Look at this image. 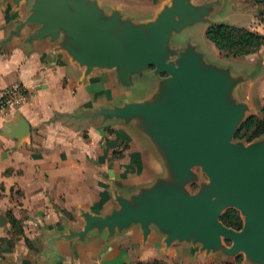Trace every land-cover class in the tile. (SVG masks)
<instances>
[{
    "label": "crops",
    "instance_id": "obj_1",
    "mask_svg": "<svg viewBox=\"0 0 264 264\" xmlns=\"http://www.w3.org/2000/svg\"><path fill=\"white\" fill-rule=\"evenodd\" d=\"M48 1L52 15L90 13L120 54L153 41L163 24L157 56L176 67L192 59L204 77L217 76L221 102L240 109L241 124L261 113L264 42L226 54L206 32L229 24L264 37V0ZM93 28L52 21L46 0H0V96L12 84L26 90L21 104L0 113V264L201 263L207 242L211 258L219 245L230 248L224 238L210 242L160 217L142 218L144 205L156 201L208 200L222 212L230 206L203 165L183 167L172 134L155 125L170 121L143 110L116 114L135 106L197 116L182 84L155 66L127 71L98 63L80 32ZM19 118L29 132L8 135Z\"/></svg>",
    "mask_w": 264,
    "mask_h": 264
},
{
    "label": "water",
    "instance_id": "obj_2",
    "mask_svg": "<svg viewBox=\"0 0 264 264\" xmlns=\"http://www.w3.org/2000/svg\"><path fill=\"white\" fill-rule=\"evenodd\" d=\"M46 4L47 16L52 21L84 23L94 27L80 32L87 36V51L98 63L109 67L128 65L127 71H138L151 65L170 75L172 81L182 84L197 110V116L188 113L185 108L170 111L161 107L135 106L116 114L126 116L143 110L170 121L169 127L160 120L155 125L159 130H169L172 134L170 143L183 167L203 165L225 198V204L240 208L246 215L244 227L236 230L220 220L221 205L208 200L199 204L186 200L179 207H171L166 201L145 204L146 212L142 218L160 217L169 222L175 231L207 236L210 242L228 239L232 241L231 247L219 245L218 249L228 254L243 251L253 264H264V138L247 146L233 142V135L242 122L241 113L238 108H224L221 102L222 82L218 77H204L192 59L187 61L186 66L176 67L157 56V50L166 36L163 24L153 41L141 39L129 53L120 54L90 13L80 11L81 16L52 15L48 0ZM28 132V123L19 118L8 135L22 138ZM5 220L0 214V225ZM206 245L207 250H214L209 242Z\"/></svg>",
    "mask_w": 264,
    "mask_h": 264
},
{
    "label": "trees",
    "instance_id": "obj_3",
    "mask_svg": "<svg viewBox=\"0 0 264 264\" xmlns=\"http://www.w3.org/2000/svg\"><path fill=\"white\" fill-rule=\"evenodd\" d=\"M207 37L226 54L242 55L255 51L264 42V37L229 24H214L208 27ZM264 134V105L260 114L248 116L239 129L235 132L234 138L244 141H251ZM221 221L230 227L240 228L241 217L236 209H227L220 216ZM135 264H167L160 259L148 261H137ZM221 264H241L239 259L236 261L224 262Z\"/></svg>",
    "mask_w": 264,
    "mask_h": 264
},
{
    "label": "rangeland",
    "instance_id": "obj_4",
    "mask_svg": "<svg viewBox=\"0 0 264 264\" xmlns=\"http://www.w3.org/2000/svg\"><path fill=\"white\" fill-rule=\"evenodd\" d=\"M257 141V140H256ZM234 143H237L239 144L240 146H247L249 145L250 143H246L244 140H241V139H235L233 140ZM236 209L238 211V214L239 216L241 217V220H242V224H241V227L240 228H233V229H236V230H241L243 227H244V219L246 218V215L240 210V208H237V207H229L228 209ZM227 210V209H226ZM225 210V211H226ZM225 211H223L222 213H224ZM221 213V215H222ZM220 215V216H221ZM221 220V219H220ZM223 223V222H222ZM224 224V223H223ZM227 226V225H226ZM230 227V226H229ZM226 242H227V245L231 246L232 245V241L226 239ZM211 251L209 250H205L204 253L207 255L206 258L204 260H202V262H193V261H189V262H181V261H174V262H167L165 260H162L164 262H166L167 264H221V263H224V262H229V261H236L237 259H239V262L241 264H253L251 263V261L247 258L246 254L243 252V251H239L238 253L236 254H232L230 253L229 255H226L224 254L221 250L219 252H217V254L211 258V256L209 255ZM210 257V258H209Z\"/></svg>",
    "mask_w": 264,
    "mask_h": 264
},
{
    "label": "built area",
    "instance_id": "obj_5",
    "mask_svg": "<svg viewBox=\"0 0 264 264\" xmlns=\"http://www.w3.org/2000/svg\"><path fill=\"white\" fill-rule=\"evenodd\" d=\"M26 99V90L22 84H12L1 89L0 113L9 106L19 105Z\"/></svg>",
    "mask_w": 264,
    "mask_h": 264
}]
</instances>
